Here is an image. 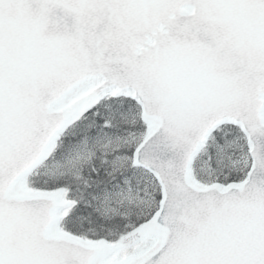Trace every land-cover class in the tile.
<instances>
[{
  "label": "snow or ice",
  "instance_id": "obj_1",
  "mask_svg": "<svg viewBox=\"0 0 264 264\" xmlns=\"http://www.w3.org/2000/svg\"><path fill=\"white\" fill-rule=\"evenodd\" d=\"M0 264H264V0H0Z\"/></svg>",
  "mask_w": 264,
  "mask_h": 264
}]
</instances>
